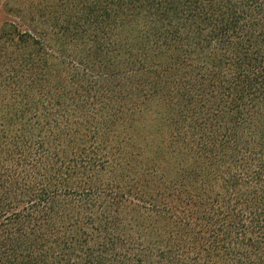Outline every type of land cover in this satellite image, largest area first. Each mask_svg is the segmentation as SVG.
<instances>
[{"label": "trees", "instance_id": "obj_1", "mask_svg": "<svg viewBox=\"0 0 264 264\" xmlns=\"http://www.w3.org/2000/svg\"><path fill=\"white\" fill-rule=\"evenodd\" d=\"M0 264H264V0H10Z\"/></svg>", "mask_w": 264, "mask_h": 264}, {"label": "rangeland", "instance_id": "obj_2", "mask_svg": "<svg viewBox=\"0 0 264 264\" xmlns=\"http://www.w3.org/2000/svg\"><path fill=\"white\" fill-rule=\"evenodd\" d=\"M8 2H10V0H0V24L5 14V8Z\"/></svg>", "mask_w": 264, "mask_h": 264}]
</instances>
